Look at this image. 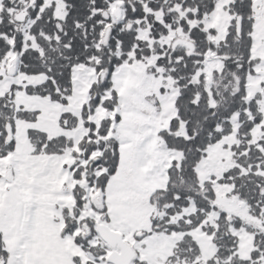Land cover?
Instances as JSON below:
<instances>
[{"label": "snow or ice", "instance_id": "obj_1", "mask_svg": "<svg viewBox=\"0 0 264 264\" xmlns=\"http://www.w3.org/2000/svg\"><path fill=\"white\" fill-rule=\"evenodd\" d=\"M0 264H264V0H0Z\"/></svg>", "mask_w": 264, "mask_h": 264}]
</instances>
